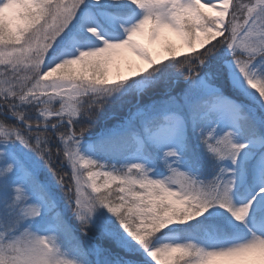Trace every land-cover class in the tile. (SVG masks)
Instances as JSON below:
<instances>
[{
	"label": "snow or ice",
	"instance_id": "1",
	"mask_svg": "<svg viewBox=\"0 0 264 264\" xmlns=\"http://www.w3.org/2000/svg\"><path fill=\"white\" fill-rule=\"evenodd\" d=\"M0 264H264V0H0Z\"/></svg>",
	"mask_w": 264,
	"mask_h": 264
},
{
	"label": "rangeland",
	"instance_id": "2",
	"mask_svg": "<svg viewBox=\"0 0 264 264\" xmlns=\"http://www.w3.org/2000/svg\"><path fill=\"white\" fill-rule=\"evenodd\" d=\"M205 11H207L205 9ZM167 41H157L153 43L150 47L153 50L154 54H160L162 52V49L165 45V43L170 44L174 48H177L179 51L177 52V56H180L181 54H190V50L184 48L179 40L178 37H176L174 34L166 33ZM145 42L146 41H142ZM137 64H139V61H136ZM124 69H122L123 71Z\"/></svg>",
	"mask_w": 264,
	"mask_h": 264
},
{
	"label": "trees",
	"instance_id": "3",
	"mask_svg": "<svg viewBox=\"0 0 264 264\" xmlns=\"http://www.w3.org/2000/svg\"><path fill=\"white\" fill-rule=\"evenodd\" d=\"M97 127H98V125H97L96 127H93V129H92V130H93V132H95V131L97 130ZM68 214H69V216L71 215V213H70V212H69ZM73 224L75 225V222H74V221H73Z\"/></svg>",
	"mask_w": 264,
	"mask_h": 264
}]
</instances>
